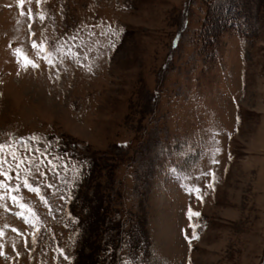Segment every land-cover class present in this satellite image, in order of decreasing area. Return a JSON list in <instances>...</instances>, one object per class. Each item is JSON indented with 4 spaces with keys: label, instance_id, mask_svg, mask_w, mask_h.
Listing matches in <instances>:
<instances>
[{
    "label": "rangeland",
    "instance_id": "obj_1",
    "mask_svg": "<svg viewBox=\"0 0 264 264\" xmlns=\"http://www.w3.org/2000/svg\"><path fill=\"white\" fill-rule=\"evenodd\" d=\"M13 141L0 264H264V0H0Z\"/></svg>",
    "mask_w": 264,
    "mask_h": 264
},
{
    "label": "trees",
    "instance_id": "obj_2",
    "mask_svg": "<svg viewBox=\"0 0 264 264\" xmlns=\"http://www.w3.org/2000/svg\"><path fill=\"white\" fill-rule=\"evenodd\" d=\"M238 7V6H237ZM226 8H227V10H231L232 11V13L233 12H236L237 11V8L235 7V6H232V5H229V4H227L226 5ZM240 9V8H239ZM235 21V20H234ZM236 26V28L238 29L239 28V24H236L235 25ZM58 154H61V152H59ZM63 155V154H62ZM8 158L7 157H4V160L6 161L5 163H4V167L6 166V165H10V167H15V170H14V172H15V174L17 173V168H19V172H22V171H24L25 169H24V167L26 166V164L27 163H29L28 161H23V163H20V161L18 160V161H13V159L11 160V158H9L8 160H7ZM52 161H53V163H54V165H55V170H56V173H57V175L55 176L57 179H60V180H62V182H64V180L62 179V178H66L64 175H63V171H62V169H61V163H62V165L65 167L66 165H67V163H65L66 162V159H65V157L63 156V158H59V159H55V157L53 156V154H52ZM9 170V167L8 168H6L5 169V171H8ZM9 175H10V171H9ZM14 176V175H13ZM45 180V179H44ZM46 181V180H45ZM67 190V189H66ZM73 190L74 189H72V190H67V192H64L63 193V196H65V200H68L67 201V204H68V206L70 207V205H71V203H74V202H76V198H73V195H74V193H73ZM41 194L42 193H44V192H40ZM111 194H112V192H111ZM67 196L69 197V198H67ZM106 197H110L111 199V201H112V195H106ZM105 203L107 204V206L105 205ZM73 205V204H72ZM113 206H114V203L113 202H108V201H105L104 202V204H103V206L101 207V210H103V212H102V217H103V220L105 221V220H107L108 222H109V224H112V225H114L112 228V235H111V237L109 238V239H111L112 241L114 240V238H115V236L116 235H121V225H122V223L121 222H118V221H116V219H114V220H112V218H108V216H109V213H108V211L109 210H111V208H113ZM97 207H99V206H97ZM100 210V211H101ZM36 213V215H37V217H36V222L39 224V226L41 227L42 226V222H41V218H39V212L38 211H36L35 212ZM105 216V217H104ZM76 221V218L74 219V222ZM72 222V221H71ZM71 224L72 223H70V226H71Z\"/></svg>",
    "mask_w": 264,
    "mask_h": 264
},
{
    "label": "snow or ice",
    "instance_id": "obj_3",
    "mask_svg": "<svg viewBox=\"0 0 264 264\" xmlns=\"http://www.w3.org/2000/svg\"><path fill=\"white\" fill-rule=\"evenodd\" d=\"M33 47L34 48L37 47L35 41L33 42ZM19 51L20 50L18 49L17 52H19ZM49 51H51V49H49ZM44 58L48 59L49 64L53 63V61L48 56H45ZM29 64L33 67H38V65L33 63L31 60H29L27 56H24L23 66L27 67ZM21 144L24 145L25 148H27V143L25 141H23V139H21ZM14 145H15V141H13L12 144H10V145L0 144V175H3L4 177H6L7 181H11L12 176L9 175V171L11 170L10 168L8 171H5V169H4V163L6 161L2 158V156H3V152H4L5 148H7L8 151L12 154V159L14 162L19 159L20 163H23V159L17 157ZM16 179L19 180V168H17ZM24 186L29 187L32 191H39L38 188H34L29 184V181L27 178H25V180H24ZM19 187H20V185L17 184L15 186V188H13L8 183H6L4 180H0V197H2L4 195L5 191H7L9 193V198L12 200V202L17 203L18 197L16 195H12L11 193L14 191H17L19 189ZM197 191H198V189H197ZM21 207H25V205L21 204ZM196 215H199V213H196ZM123 264H128V262H123Z\"/></svg>",
    "mask_w": 264,
    "mask_h": 264
}]
</instances>
